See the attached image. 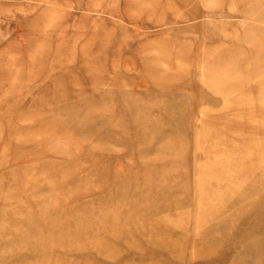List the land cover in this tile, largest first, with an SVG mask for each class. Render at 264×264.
<instances>
[{
    "label": "rangeland",
    "instance_id": "rangeland-1",
    "mask_svg": "<svg viewBox=\"0 0 264 264\" xmlns=\"http://www.w3.org/2000/svg\"><path fill=\"white\" fill-rule=\"evenodd\" d=\"M0 264H264V0H0Z\"/></svg>",
    "mask_w": 264,
    "mask_h": 264
}]
</instances>
